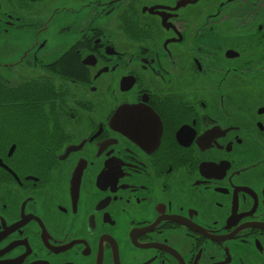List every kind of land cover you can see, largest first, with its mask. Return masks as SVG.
<instances>
[{
  "label": "flooded vegetation",
  "instance_id": "flooded-vegetation-1",
  "mask_svg": "<svg viewBox=\"0 0 264 264\" xmlns=\"http://www.w3.org/2000/svg\"><path fill=\"white\" fill-rule=\"evenodd\" d=\"M0 264H264V0H0Z\"/></svg>",
  "mask_w": 264,
  "mask_h": 264
},
{
  "label": "snow or ice",
  "instance_id": "snow-or-ice-1",
  "mask_svg": "<svg viewBox=\"0 0 264 264\" xmlns=\"http://www.w3.org/2000/svg\"><path fill=\"white\" fill-rule=\"evenodd\" d=\"M129 111H134V110H129ZM122 118L124 117H122L120 113H117V119H122Z\"/></svg>",
  "mask_w": 264,
  "mask_h": 264
}]
</instances>
